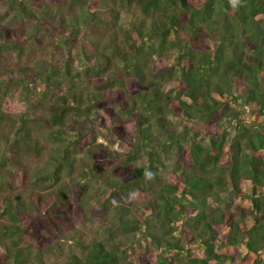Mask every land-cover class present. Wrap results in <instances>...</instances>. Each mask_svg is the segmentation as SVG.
Masks as SVG:
<instances>
[{
  "label": "trees",
  "instance_id": "trees-1",
  "mask_svg": "<svg viewBox=\"0 0 264 264\" xmlns=\"http://www.w3.org/2000/svg\"><path fill=\"white\" fill-rule=\"evenodd\" d=\"M116 4L117 9L109 4L110 16H96L109 24L111 32L105 30L104 36L112 44L109 51L98 52L96 61L89 60L80 70L72 69L67 56L39 74L43 92L61 87L55 74L69 80L66 93L50 105L51 125L67 115L85 117L91 107L103 109L108 120L95 124V129L111 125L104 128L108 133L113 130L108 140L128 148L112 157L117 165L128 152L139 161L142 151L147 157L145 166L131 167L130 187L146 172L157 178L164 164L157 155L166 145L151 136L154 126L169 134L175 145L166 114L187 120L190 127L185 131L191 137L177 151L174 181L163 187L153 207L117 224L135 237L115 243L100 238L87 242L77 236L73 244L84 255L71 253L64 264H264V0H240L236 8L229 0H116ZM88 16L95 18L91 12ZM81 17L76 19L81 22ZM83 78L93 80L94 91L79 89ZM127 85L134 87L133 94L122 96L119 88ZM241 115L253 118L254 126L244 127L237 119L232 134L223 126L220 132L212 130L224 118ZM127 120L130 124L122 126L119 139L120 124ZM197 125H211V130L203 128L209 136L206 144L198 141L199 132L192 131ZM80 137L89 138L82 132ZM216 191L224 193L214 196ZM45 207L36 200L35 212L19 216L7 205L3 213L13 227L3 232L36 237L41 224H53L49 218L57 215L53 206ZM103 209L98 207L101 221ZM156 216L158 229L150 226ZM178 218L184 219L179 225ZM35 225L40 226L37 232ZM10 245L15 264L22 261L23 248L32 254V247L19 240Z\"/></svg>",
  "mask_w": 264,
  "mask_h": 264
},
{
  "label": "rangeland",
  "instance_id": "rangeland-1",
  "mask_svg": "<svg viewBox=\"0 0 264 264\" xmlns=\"http://www.w3.org/2000/svg\"><path fill=\"white\" fill-rule=\"evenodd\" d=\"M109 4L114 9L118 7L116 0H88V3L84 0H0V264H15L10 255L15 251L10 245L13 240L39 253L31 249L29 255L23 248L19 264H64L71 253L83 256L73 244L77 236L86 241L97 238L115 243L130 241L135 236L117 224L140 216L146 206L153 207L163 187L175 179L176 161L180 157L177 151L185 148L191 137L185 131L190 123L182 121L180 116L165 115L169 120L167 127L175 134V145L169 134L162 133L157 126L151 129V136L166 145L157 155L164 164L158 168L157 178L154 174L146 176L134 187H130L133 186L131 167L136 163L145 166L147 157L142 151L139 161L128 152L124 162L117 165L112 157L124 154L128 148L119 147L117 140H108L113 130L108 133L104 128L111 129V125L95 129V124L102 125L108 120L103 109L96 111L91 107L85 117L67 115L58 125H51L50 105L57 104V96L66 93L69 80L55 74L61 87L43 92L39 74L47 73L50 66L63 62L67 56L72 69L80 70L89 60L94 63L98 52L109 51L107 48L112 44L104 39L105 30L111 32L109 24L96 18L110 16ZM90 12L95 18L88 16ZM79 15L81 22L76 19ZM87 25L89 29L85 28ZM113 62L118 63L115 59ZM92 85L93 80L83 78L79 89L92 92ZM119 89L126 96L133 94L134 87L127 85ZM237 119L244 121V127L254 126L253 118L241 115L224 118L220 124L213 123L212 130L220 132L223 126L232 134ZM126 123L130 124L129 120L120 126ZM199 126L192 131L199 132L198 141L206 144L209 136L203 128L211 130V125ZM123 130L122 127L117 132L119 139ZM58 131L60 135H56ZM81 132L90 139L78 138ZM56 173L57 178L52 179ZM223 193L216 191L213 195ZM163 194L165 198L169 195ZM36 200L45 203L47 208L53 206V212L62 215V220L52 215L49 219L53 224H41L43 227L38 232L40 226L35 225L36 237L24 233L11 235L12 230L3 232L4 228L13 227L8 214L3 213L7 205L23 216L35 212ZM101 205L103 221L98 211ZM177 220L178 225L184 221ZM19 224L26 227L22 220ZM150 226L158 229V216Z\"/></svg>",
  "mask_w": 264,
  "mask_h": 264
},
{
  "label": "clouds",
  "instance_id": "clouds-1",
  "mask_svg": "<svg viewBox=\"0 0 264 264\" xmlns=\"http://www.w3.org/2000/svg\"><path fill=\"white\" fill-rule=\"evenodd\" d=\"M229 3L232 5L233 8H236L239 3H240V0H229ZM146 176H151V173H145Z\"/></svg>",
  "mask_w": 264,
  "mask_h": 264
}]
</instances>
